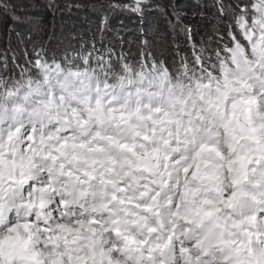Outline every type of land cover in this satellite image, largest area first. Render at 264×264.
Here are the masks:
<instances>
[{"label":"clouds","instance_id":"clouds-1","mask_svg":"<svg viewBox=\"0 0 264 264\" xmlns=\"http://www.w3.org/2000/svg\"><path fill=\"white\" fill-rule=\"evenodd\" d=\"M229 10L203 66L0 77V264H264V0Z\"/></svg>","mask_w":264,"mask_h":264},{"label":"trees","instance_id":"trees-1","mask_svg":"<svg viewBox=\"0 0 264 264\" xmlns=\"http://www.w3.org/2000/svg\"><path fill=\"white\" fill-rule=\"evenodd\" d=\"M131 5V0H108ZM244 0H153L141 16L131 7L106 15L105 0H0V77L18 76L43 49L87 54L94 67L110 61L169 66L214 55L227 40L230 6ZM18 17L19 19H15ZM107 20V23L103 21ZM195 45V48L193 47Z\"/></svg>","mask_w":264,"mask_h":264},{"label":"snow or ice","instance_id":"snow-or-ice-1","mask_svg":"<svg viewBox=\"0 0 264 264\" xmlns=\"http://www.w3.org/2000/svg\"><path fill=\"white\" fill-rule=\"evenodd\" d=\"M143 4H144V0H134L132 7L134 10L139 11L142 9ZM193 47L195 48V45H193ZM194 62H199L201 66H203V61L202 59H200V56H196Z\"/></svg>","mask_w":264,"mask_h":264},{"label":"rangeland","instance_id":"rangeland-1","mask_svg":"<svg viewBox=\"0 0 264 264\" xmlns=\"http://www.w3.org/2000/svg\"><path fill=\"white\" fill-rule=\"evenodd\" d=\"M133 3H134V0H131V6L133 5ZM146 10H147V8L145 9L144 13L146 12ZM133 13L136 14V12H133ZM137 14H138V13H137Z\"/></svg>","mask_w":264,"mask_h":264}]
</instances>
